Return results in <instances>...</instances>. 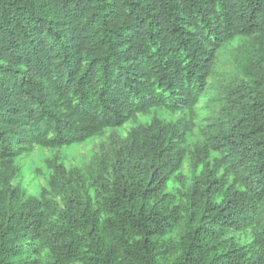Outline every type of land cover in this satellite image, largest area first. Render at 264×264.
Here are the masks:
<instances>
[{"label": "trees", "instance_id": "16d2710c", "mask_svg": "<svg viewBox=\"0 0 264 264\" xmlns=\"http://www.w3.org/2000/svg\"><path fill=\"white\" fill-rule=\"evenodd\" d=\"M238 38L241 74L177 193L190 125L157 115L90 181L54 156L39 197L13 187L36 147L151 107L194 116ZM0 264H264V0H0Z\"/></svg>", "mask_w": 264, "mask_h": 264}, {"label": "rangeland", "instance_id": "374dc122", "mask_svg": "<svg viewBox=\"0 0 264 264\" xmlns=\"http://www.w3.org/2000/svg\"><path fill=\"white\" fill-rule=\"evenodd\" d=\"M247 39L238 38L226 45L218 55L214 73L208 81L207 91L200 104L196 107L194 116L187 112H170L162 107H151L143 113L137 114L125 126L121 128H109L102 133L88 138L87 140L70 146H63L57 149H46L36 147L31 153L19 157L15 164L18 167V174L13 181V187L19 188L26 196L39 197L43 188L48 187L52 171L47 167L46 161L57 156L60 163L67 169L80 170L86 179L90 181L96 171L104 170L114 150L117 140L127 138L132 129L139 125H147L157 115L164 120H175L190 125L187 142L185 143L186 157L181 169L168 184V191L177 193L181 189L180 178L186 183H191L195 173L201 168L194 170L191 164V153L197 144H201L202 134L209 121L218 117L221 110V99L223 91L230 82L234 73L241 74L242 60L247 53ZM212 154V157H216ZM106 163L103 165V163ZM94 191L93 189L91 190ZM57 201L63 206L62 198ZM234 236L244 238L250 233L247 231H233Z\"/></svg>", "mask_w": 264, "mask_h": 264}]
</instances>
